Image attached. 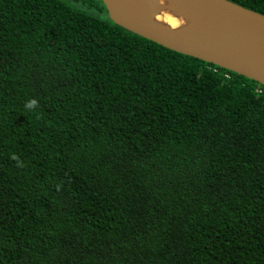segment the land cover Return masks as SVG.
I'll list each match as a JSON object with an SVG mask.
<instances>
[{"label": "trees", "instance_id": "1", "mask_svg": "<svg viewBox=\"0 0 264 264\" xmlns=\"http://www.w3.org/2000/svg\"><path fill=\"white\" fill-rule=\"evenodd\" d=\"M0 264H264V85L0 0Z\"/></svg>", "mask_w": 264, "mask_h": 264}, {"label": "water", "instance_id": "2", "mask_svg": "<svg viewBox=\"0 0 264 264\" xmlns=\"http://www.w3.org/2000/svg\"><path fill=\"white\" fill-rule=\"evenodd\" d=\"M102 1L126 29L264 85V13L232 0ZM164 10L185 23L160 21Z\"/></svg>", "mask_w": 264, "mask_h": 264}, {"label": "rangeland", "instance_id": "3", "mask_svg": "<svg viewBox=\"0 0 264 264\" xmlns=\"http://www.w3.org/2000/svg\"><path fill=\"white\" fill-rule=\"evenodd\" d=\"M67 1L72 6L93 15L106 17V15L108 14L107 8H104L102 3H100L98 0H67Z\"/></svg>", "mask_w": 264, "mask_h": 264}, {"label": "bare ground", "instance_id": "4", "mask_svg": "<svg viewBox=\"0 0 264 264\" xmlns=\"http://www.w3.org/2000/svg\"><path fill=\"white\" fill-rule=\"evenodd\" d=\"M158 19L160 21L169 23L170 25L174 27H179L183 25L185 22L182 18H179L175 15H173L170 11L164 10L159 16Z\"/></svg>", "mask_w": 264, "mask_h": 264}, {"label": "clouds", "instance_id": "5", "mask_svg": "<svg viewBox=\"0 0 264 264\" xmlns=\"http://www.w3.org/2000/svg\"><path fill=\"white\" fill-rule=\"evenodd\" d=\"M25 109L28 111H33L39 107V101L36 98H33L27 101L24 105ZM13 159H18L17 157L13 156ZM19 163V161H18Z\"/></svg>", "mask_w": 264, "mask_h": 264}, {"label": "built area", "instance_id": "6", "mask_svg": "<svg viewBox=\"0 0 264 264\" xmlns=\"http://www.w3.org/2000/svg\"><path fill=\"white\" fill-rule=\"evenodd\" d=\"M257 91H258V92H261V91H262V89H257Z\"/></svg>", "mask_w": 264, "mask_h": 264}]
</instances>
